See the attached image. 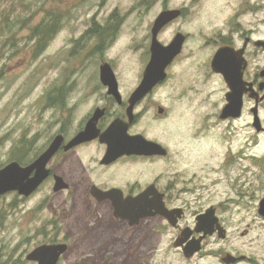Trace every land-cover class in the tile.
<instances>
[{
    "label": "rangeland",
    "instance_id": "374dc122",
    "mask_svg": "<svg viewBox=\"0 0 264 264\" xmlns=\"http://www.w3.org/2000/svg\"><path fill=\"white\" fill-rule=\"evenodd\" d=\"M251 6L257 8L258 21L249 12ZM167 8L183 9L185 14L161 33L162 38L177 31L191 34L189 55L138 104L135 111L141 117L133 131L162 142L171 156L122 164L116 178L144 186L164 173L162 186L172 182L169 193L174 204L186 207L183 224L195 222L196 214L210 205L234 199L252 167L230 149L246 138L249 119L233 125L218 119L225 85L220 76H206L204 59L214 48L202 47L203 37L228 33L239 22L243 30L254 26L256 34H264V0H0V168L19 150L32 159L54 133L58 110L48 106V94L53 104H59L61 94L81 101L72 114L74 126L79 123L107 94L100 80L102 64L115 68L120 91L129 97L145 69L142 44H148L153 22ZM241 12V18L235 17ZM53 15L59 17V29L37 52L32 30ZM112 18L116 37L109 48L94 52L86 45L95 42L93 20L102 25ZM83 34L87 35L81 41ZM160 106L165 108L162 115ZM229 131L242 134L230 140ZM258 150L264 156V139ZM53 187L54 180H48L32 197L17 192L0 197L4 264L20 259L21 264H34L26 260L27 253L55 233V223L70 243L62 264H220L215 257L186 258L170 240L171 232L163 230L166 224L160 218L129 230L114 218L110 205L55 192ZM233 210L234 206L229 213ZM239 216L234 212L236 221Z\"/></svg>",
    "mask_w": 264,
    "mask_h": 264
},
{
    "label": "flooded vegetation",
    "instance_id": "af4514ba",
    "mask_svg": "<svg viewBox=\"0 0 264 264\" xmlns=\"http://www.w3.org/2000/svg\"><path fill=\"white\" fill-rule=\"evenodd\" d=\"M181 11L182 14L180 17L185 14L183 9ZM249 12L256 14V21H258L257 8L251 6ZM242 15L243 12H241V14H236L235 17L241 18ZM115 20L116 19L112 18L109 22H106L102 25L96 20H93L91 34L95 36V42L94 44H90L89 42L86 43V45L90 46L89 48L91 50H94V52L98 53V50L109 48L113 37H116L114 29ZM175 20L167 24L157 35V38L161 44L166 46L173 41L178 32H182V35L184 36L182 49L167 67V78L163 82L159 83L155 88L167 81L169 78V70H171L173 66L179 64L184 58H188L189 55V53L186 54V51L191 41V34H185L183 31H177L168 39L162 38L163 34L161 33L169 25L173 24ZM235 26L236 27L232 28L228 33L209 34L203 37L202 44V47L214 48V51L212 53L209 52L204 59L203 65L205 68H208V71H206V76H220L225 85L224 96L222 97L221 102H219L217 105L218 119H220V122L232 125L234 122L242 121V119L245 117L249 119L247 122L248 134L246 138L240 143L238 147L230 149L233 156L236 155L239 159L246 160V162L250 164L248 167H252L249 170H246L247 173H251V176L242 185L241 190L237 192V196L234 199H229L221 205H210L196 214L195 222L192 224H183L182 222L186 214V207L174 204V197L169 193V189L173 186L172 182H168L167 186H162L160 178L165 176L164 173L160 175L161 177L156 178L155 181L149 184L146 183L144 186H142V184L137 181L130 182L124 177L117 179L116 176H119L118 174L123 171L120 168L122 164H126L131 161L136 162L139 160H167L171 156L170 149L162 142H159L154 138H150L144 133L133 131V127L141 117V115L136 113V111L135 120L133 123H131L129 129L127 130L128 134L131 136L142 134L150 140L161 143L168 150L166 155L125 154L121 155L114 161L106 163L104 160L108 151L109 141L115 143L120 139V137L116 134H109L108 136H105L103 140L101 135H99L91 141H86L70 149H66L65 146L69 143V141L73 139L80 131L86 128L97 109H102V113L97 121V128L99 129L100 133H104L113 123V121L117 119H121L122 121L126 122L129 121L126 110L129 106L128 100L130 96L126 97L122 95L123 101L122 103H119L116 96L108 93V88L103 83L104 89L107 90V94L102 96L101 100L97 101V104L90 107L88 112L81 118L76 126H74L72 114L78 108L81 101L67 100V97L61 94L62 98L60 99L59 104H53L50 101L51 95L48 94V106L56 107L58 110V115L54 122L55 131L50 136L46 145L43 147L42 152L51 145L57 136H62L63 142L58 152L53 156L48 164L50 175L44 181V183L48 180H54L55 183V175L58 174L62 176L69 185V187L62 191L70 192V194H74L75 196L83 197L91 203H106L110 205L113 216L114 206L112 200L106 199L101 202L98 201L93 193L96 188L101 189L102 191L118 189L122 191L123 196L126 198L128 196H137L138 194L142 193L149 185L155 184L160 193L163 194V199L168 209L173 210L180 207L184 209V214L179 219L177 225H172L168 219L162 215L144 218L136 226H131L127 220L119 219L115 216L114 218L126 224L129 227V230L142 226L145 221L152 218H160L166 224L163 230L171 232L170 240L173 241L175 245L176 242L184 236L183 232L185 229L190 228L192 233L190 238L184 243V246L190 240L198 239L204 236L201 243V249L196 252L193 257L189 258L190 260L196 258L199 255H203V257L209 256L217 258L220 264H264V213L261 212V205L264 201V156L260 155L258 150L260 139H264V34H256L257 27L254 26L243 30L242 22L237 23ZM152 27L149 36L146 38L148 44H142L145 48L144 68H146V65L151 58V42L153 39ZM85 35L87 34H83L79 37L81 41L84 40ZM222 47H226L228 49V59L231 58V67L234 69L238 65L239 55L242 51V54L240 55V67L242 71L241 115L239 117L230 116L226 119L221 118V114L229 104V101L236 98V96L232 94L233 90L228 84L224 74L215 71L212 66L214 56ZM148 95H150V93ZM146 97H144L141 101H143ZM138 104L136 105L135 109L137 106H139ZM118 109L119 111H117ZM256 117H258L261 121L263 129H259L255 125ZM229 133L231 134L228 136L230 140L233 139L235 134L239 136L242 134L240 132L232 133L230 131ZM38 156H35L31 162H33ZM35 192L31 195V197L35 194ZM233 206V212L229 213L230 208ZM210 209H214L215 212L212 214V217L206 224L208 231L205 235L203 232L196 231V227L198 226L197 217L203 213H206ZM234 212L240 215L237 221L233 217ZM249 216H252L253 221H248ZM54 225L55 230L53 231H55V233L48 234V238L43 240L36 247L43 244L54 245L66 243L68 246L67 251L60 257L57 263L62 264L63 259L69 252L70 243L68 242L69 239H65L60 236L62 229L57 227L56 223ZM181 250L183 251V247ZM29 253H31V250L27 253V255ZM27 255L26 260L28 262L39 264L38 262L28 259ZM105 262H107V260H105ZM0 264H4L1 257ZM12 264H21V259L14 260Z\"/></svg>",
    "mask_w": 264,
    "mask_h": 264
},
{
    "label": "water",
    "instance_id": "95a60500",
    "mask_svg": "<svg viewBox=\"0 0 264 264\" xmlns=\"http://www.w3.org/2000/svg\"><path fill=\"white\" fill-rule=\"evenodd\" d=\"M182 11L180 9H165L156 17L151 42V58L146 65L142 79L139 85L131 93L129 97V106L126 114L129 121L117 119L104 132L100 133L97 128V121L102 113V109H97L86 128L80 131L65 146L70 149L78 144L91 141L101 135L102 140L109 134H116L120 137L117 142H110L104 162L114 161L121 155L137 154V155H166L168 150L159 142L150 140L142 134L131 136L128 134L131 123L135 120L136 105L161 82L167 78V67L172 60L181 52L184 42L182 32H178L173 41L169 45H163L159 42L157 35L170 22L180 17ZM230 50V49H229ZM242 51L240 52V55ZM229 51L226 47L218 50L213 58L212 66L217 72L223 73L228 84L233 90L236 98L231 99L229 104L223 110L221 118L226 119L230 116L239 117L242 109V71L241 57L239 55L238 65L234 69L231 67V58L228 59ZM100 80L107 86L108 93L116 96L117 101L122 103L123 97L120 91L119 82L116 73L109 63L100 66ZM158 112L163 114L165 108L160 106ZM255 125L259 129H263L261 121L256 117ZM63 142L62 136H57L51 145L45 149L33 162L22 164L17 160H12L0 168V196L9 192H17L20 196H31L49 177L50 169L48 164L53 156L58 152ZM69 187L64 178L58 174L55 175V183L53 190L59 192ZM98 201L111 199L114 206V216L119 219L129 221L131 226L138 225L142 219L155 217L156 215L165 216L172 225H177L179 219L184 214L183 208L170 210L166 207L163 194L160 193L155 184L149 185L142 193L137 196L124 197L121 190L112 189L110 191H102L96 188L93 192ZM215 210L210 209L197 217V232L207 233L206 224L214 214ZM261 212L264 213V201L261 205ZM192 230L185 229L183 237L177 242L176 246L183 247L184 256L191 258L201 249V243L204 236L190 240L185 246L184 243L190 238ZM67 244H43L34 248L27 258L39 264H57L60 257L67 251Z\"/></svg>",
    "mask_w": 264,
    "mask_h": 264
},
{
    "label": "trees",
    "instance_id": "16d2710c",
    "mask_svg": "<svg viewBox=\"0 0 264 264\" xmlns=\"http://www.w3.org/2000/svg\"><path fill=\"white\" fill-rule=\"evenodd\" d=\"M59 17L57 15L48 16L46 19L38 24L33 30L32 34L37 39V52H40L42 49H44L47 45V42L52 37L53 34H56V32L59 29ZM30 148H28L29 150ZM42 150L37 151L32 159L35 158V156H38ZM27 151L22 152L19 150V152H16L13 159L19 161L22 164H28L31 162V158L27 156Z\"/></svg>",
    "mask_w": 264,
    "mask_h": 264
},
{
    "label": "bare ground",
    "instance_id": "6f19581e",
    "mask_svg": "<svg viewBox=\"0 0 264 264\" xmlns=\"http://www.w3.org/2000/svg\"><path fill=\"white\" fill-rule=\"evenodd\" d=\"M205 168V167H204ZM206 169L208 170V167H206Z\"/></svg>",
    "mask_w": 264,
    "mask_h": 264
}]
</instances>
